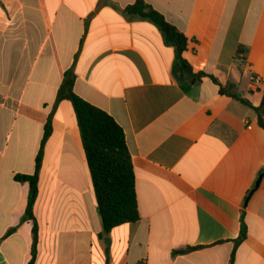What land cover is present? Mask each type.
I'll list each match as a JSON object with an SVG mask.
<instances>
[{
    "label": "crops",
    "instance_id": "0c3cea01",
    "mask_svg": "<svg viewBox=\"0 0 264 264\" xmlns=\"http://www.w3.org/2000/svg\"><path fill=\"white\" fill-rule=\"evenodd\" d=\"M188 38L195 72L264 94V0H144ZM136 0H0V264H29L23 220L42 153L33 214L34 264H264V130L210 78L185 93L173 48ZM252 74L261 83L251 85ZM73 92L122 127L139 219L104 233ZM51 133L42 145L47 125ZM196 247L187 253H175Z\"/></svg>",
    "mask_w": 264,
    "mask_h": 264
},
{
    "label": "trees",
    "instance_id": "16d2710c",
    "mask_svg": "<svg viewBox=\"0 0 264 264\" xmlns=\"http://www.w3.org/2000/svg\"><path fill=\"white\" fill-rule=\"evenodd\" d=\"M127 16L136 17L154 24L161 32L166 45L173 48L174 60L171 74L174 81L185 93H189L193 86L203 79L210 78L219 86V93L239 100L250 107L257 116L258 125L264 130V94L259 106H253L247 99L238 96L234 84L222 85L218 80L203 71L195 72L184 58L189 40L176 26L169 23L157 10L144 0L124 9ZM74 77L68 78L67 95L72 102L81 135L92 185L97 200L98 213L104 233L127 223H134L139 219L137 197L135 190V176L131 156L126 144L122 127L106 111L88 103L73 92ZM52 129L47 125L42 145L50 135ZM41 151L36 158L35 172L32 175L18 176V180L29 185V194L23 220L34 222L32 258L29 264L35 263L38 228L35 222L33 207L38 196V178L41 168ZM264 177V168L258 174L253 186L248 190L245 202L259 187ZM247 227L244 217L241 219L240 234L234 240L235 248L228 264H234L235 250L245 240ZM196 247H188L175 253H187Z\"/></svg>",
    "mask_w": 264,
    "mask_h": 264
},
{
    "label": "built area",
    "instance_id": "2783aa9c",
    "mask_svg": "<svg viewBox=\"0 0 264 264\" xmlns=\"http://www.w3.org/2000/svg\"><path fill=\"white\" fill-rule=\"evenodd\" d=\"M251 85L256 87L261 83V77L257 74H252L251 76Z\"/></svg>",
    "mask_w": 264,
    "mask_h": 264
},
{
    "label": "water",
    "instance_id": "95a60500",
    "mask_svg": "<svg viewBox=\"0 0 264 264\" xmlns=\"http://www.w3.org/2000/svg\"><path fill=\"white\" fill-rule=\"evenodd\" d=\"M238 96H241L240 94Z\"/></svg>",
    "mask_w": 264,
    "mask_h": 264
}]
</instances>
